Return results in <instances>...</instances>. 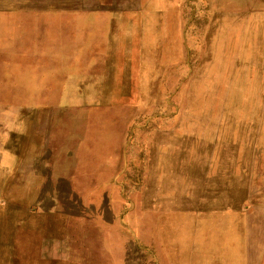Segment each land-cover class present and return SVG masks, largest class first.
<instances>
[{
  "label": "rangeland",
  "instance_id": "1",
  "mask_svg": "<svg viewBox=\"0 0 264 264\" xmlns=\"http://www.w3.org/2000/svg\"><path fill=\"white\" fill-rule=\"evenodd\" d=\"M0 264H264V0H0Z\"/></svg>",
  "mask_w": 264,
  "mask_h": 264
},
{
  "label": "crops",
  "instance_id": "2",
  "mask_svg": "<svg viewBox=\"0 0 264 264\" xmlns=\"http://www.w3.org/2000/svg\"><path fill=\"white\" fill-rule=\"evenodd\" d=\"M49 182L52 183L50 188H57L58 183L60 182L59 180H66L67 182L71 183V177L67 175H57L54 171L51 172V175L49 176ZM71 186V184H69ZM44 210H50V208H45Z\"/></svg>",
  "mask_w": 264,
  "mask_h": 264
}]
</instances>
